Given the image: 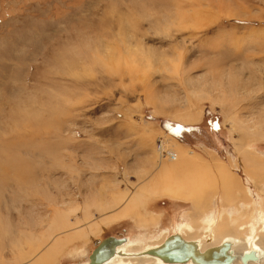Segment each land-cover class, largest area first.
<instances>
[{"label": "rangeland", "instance_id": "374dc122", "mask_svg": "<svg viewBox=\"0 0 264 264\" xmlns=\"http://www.w3.org/2000/svg\"><path fill=\"white\" fill-rule=\"evenodd\" d=\"M184 150L217 169L205 214L155 190ZM263 184L264 0H0V264H89L222 204L254 224Z\"/></svg>", "mask_w": 264, "mask_h": 264}, {"label": "bare ground", "instance_id": "6f19581e", "mask_svg": "<svg viewBox=\"0 0 264 264\" xmlns=\"http://www.w3.org/2000/svg\"><path fill=\"white\" fill-rule=\"evenodd\" d=\"M161 154L163 157H165L164 151H161ZM193 154H194L193 151H187V152L185 151L181 158H179L177 154L174 153L169 154L170 160L177 162H175L172 166L165 165L163 167L162 174H164L163 175L164 177L162 179H164V182L162 183V185L159 186V188H156L155 190L158 194L166 193V194H170L169 196L172 195L174 197H193L198 202V204L196 205L198 206L197 211L199 210V212L201 211V214L202 213L205 214L207 213L206 210L208 208L205 207L203 204L206 205L208 203H204L202 201L204 200L205 197V196L203 197L204 193L201 192L203 181L205 182V185L208 187L209 180H212L210 183V186H212L213 179L216 173L214 172V170L210 168L202 167L200 163L195 162V159L193 158ZM206 177L210 179L204 180V178ZM226 185L230 186V183ZM263 193H264V187H263ZM230 197L228 199H230ZM136 200H138L140 204L142 202V195H137L134 201ZM262 200H264V195ZM248 202L249 201H246L247 205ZM250 202L252 203V201ZM241 203H243V201ZM226 207L227 206L224 204H222V206L220 207H216L219 208L218 210L219 215L217 216V219L214 218L211 219L210 217L207 218L208 216L204 218L202 217L203 215H201V217L198 216L199 219H197V221L194 220L196 222H191L192 226L187 227V232L185 233V236L181 232L177 231L169 235L166 239H164L161 238V236H159L158 234L156 237L159 240L161 238V241L157 240L158 241L157 244L156 242L146 243L145 241H139L137 244H132L129 237L114 236L118 238V240H116L112 245L107 244L103 247L102 249L103 254L99 256L98 260L100 258L103 257L104 258L99 264H188V263L198 264L192 258H190L185 262H172L170 260L165 259L161 250L155 251L156 249L160 248L166 242V240H168V238H170L172 235L175 234L180 235L186 241L194 242L196 244L197 251L201 253H204L209 248L221 247L225 242H229L230 251L233 254V257L227 264H264V208H263L264 201H262L261 207L259 206L261 215L259 216L258 221H256V223L254 224H252L255 215V208L253 206H248L247 210L239 211L238 213L237 212L235 213L233 211V213H235L233 217L229 215L232 212H230L229 214L227 213L229 210H227L228 207L227 208ZM230 207L233 209L238 207L241 208L240 206L237 207L236 205H231ZM185 225H189V224H185ZM65 226L68 229L69 225L68 226L65 225ZM98 229H99V224L95 225L93 224V222L92 224H86L85 227L80 229L82 238L84 237L87 238V236L89 237L94 231H97ZM182 231L185 230H183L182 228ZM207 233L211 235L212 241L211 240L210 241L211 242L214 241L215 244H212L211 246H206V242L204 244V241L201 237ZM207 241H209V239ZM59 247L53 245L51 246V248H59ZM56 252L58 253L62 251H56ZM39 257L41 258V256ZM32 258H36V257H32ZM50 259H54V256L48 255L47 257H44L43 259L39 260L38 263L35 264H46V263L48 264V262L50 264ZM32 263H34V261ZM74 264H78V263H74ZM89 264H92L91 255H90Z\"/></svg>", "mask_w": 264, "mask_h": 264}, {"label": "water", "instance_id": "95a60500", "mask_svg": "<svg viewBox=\"0 0 264 264\" xmlns=\"http://www.w3.org/2000/svg\"><path fill=\"white\" fill-rule=\"evenodd\" d=\"M118 238L108 236L102 241H95L97 245L91 254V263L99 264L102 259L99 256L105 245H112ZM100 241V242H99ZM161 250L165 259L172 262H185L192 258L198 264H227L233 257L230 251V243L225 242L221 247L209 248L204 253L197 251L196 244L183 239L180 235H172L155 251Z\"/></svg>", "mask_w": 264, "mask_h": 264}, {"label": "flooded vegetation", "instance_id": "af4514ba", "mask_svg": "<svg viewBox=\"0 0 264 264\" xmlns=\"http://www.w3.org/2000/svg\"><path fill=\"white\" fill-rule=\"evenodd\" d=\"M169 235H170V234H169ZM169 235H168V236H169ZM122 237H123V236H122ZM98 240H99V239H98ZM98 240H95V239H94L93 242L98 241ZM102 240H103V239H100V241H102ZM100 241H99V242H100ZM95 248H96V247H95ZM91 254H92V253H91ZM91 254H89V255L87 256V261H90V255H91ZM77 263H78V262H77Z\"/></svg>", "mask_w": 264, "mask_h": 264}, {"label": "crops", "instance_id": "0c3cea01", "mask_svg": "<svg viewBox=\"0 0 264 264\" xmlns=\"http://www.w3.org/2000/svg\"><path fill=\"white\" fill-rule=\"evenodd\" d=\"M214 172H215V170H214ZM216 173V172H215ZM227 204V203H226Z\"/></svg>", "mask_w": 264, "mask_h": 264}]
</instances>
